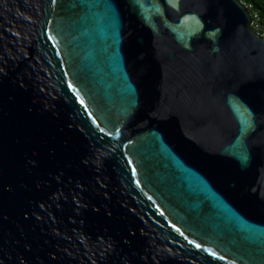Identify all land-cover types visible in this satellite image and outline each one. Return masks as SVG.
Returning <instances> with one entry per match:
<instances>
[{
	"label": "water",
	"instance_id": "1",
	"mask_svg": "<svg viewBox=\"0 0 264 264\" xmlns=\"http://www.w3.org/2000/svg\"><path fill=\"white\" fill-rule=\"evenodd\" d=\"M250 21L236 0H0V264H264Z\"/></svg>",
	"mask_w": 264,
	"mask_h": 264
},
{
	"label": "built area",
	"instance_id": "2",
	"mask_svg": "<svg viewBox=\"0 0 264 264\" xmlns=\"http://www.w3.org/2000/svg\"><path fill=\"white\" fill-rule=\"evenodd\" d=\"M238 1L249 13L251 21H250V29L257 36L264 39V23L260 22L258 15L252 9V6L246 3L244 0H236Z\"/></svg>",
	"mask_w": 264,
	"mask_h": 264
},
{
	"label": "trees",
	"instance_id": "3",
	"mask_svg": "<svg viewBox=\"0 0 264 264\" xmlns=\"http://www.w3.org/2000/svg\"><path fill=\"white\" fill-rule=\"evenodd\" d=\"M252 6L254 12L258 15L260 22L264 23V0H244Z\"/></svg>",
	"mask_w": 264,
	"mask_h": 264
},
{
	"label": "snow or ice",
	"instance_id": "4",
	"mask_svg": "<svg viewBox=\"0 0 264 264\" xmlns=\"http://www.w3.org/2000/svg\"><path fill=\"white\" fill-rule=\"evenodd\" d=\"M49 39H51V37H49ZM133 174H135V170H133ZM177 231L179 232L180 230L177 229ZM181 235H183V233H181ZM189 243H191V241H189ZM195 247H196L197 249H200L201 246H200L199 244H196ZM204 251L208 252L209 255H213V256H215V253H212V252L209 251L208 249H204ZM216 259L224 260L225 258H224L223 256H217Z\"/></svg>",
	"mask_w": 264,
	"mask_h": 264
}]
</instances>
